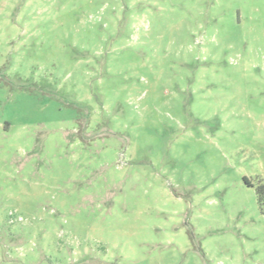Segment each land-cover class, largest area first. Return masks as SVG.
<instances>
[{"label": "rangeland", "instance_id": "obj_1", "mask_svg": "<svg viewBox=\"0 0 264 264\" xmlns=\"http://www.w3.org/2000/svg\"><path fill=\"white\" fill-rule=\"evenodd\" d=\"M264 0H0V264H264Z\"/></svg>", "mask_w": 264, "mask_h": 264}, {"label": "trees", "instance_id": "obj_2", "mask_svg": "<svg viewBox=\"0 0 264 264\" xmlns=\"http://www.w3.org/2000/svg\"><path fill=\"white\" fill-rule=\"evenodd\" d=\"M257 194H258V199H264V188L263 187H258L257 188Z\"/></svg>", "mask_w": 264, "mask_h": 264}]
</instances>
